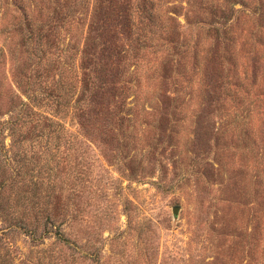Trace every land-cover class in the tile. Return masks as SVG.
Here are the masks:
<instances>
[{"label": "rangeland", "instance_id": "obj_1", "mask_svg": "<svg viewBox=\"0 0 264 264\" xmlns=\"http://www.w3.org/2000/svg\"><path fill=\"white\" fill-rule=\"evenodd\" d=\"M9 3L0 121L24 119L0 127V264H264V0H154L160 45L123 105L102 89L115 58L82 90L86 21L67 57L36 56Z\"/></svg>", "mask_w": 264, "mask_h": 264}, {"label": "trees", "instance_id": "obj_2", "mask_svg": "<svg viewBox=\"0 0 264 264\" xmlns=\"http://www.w3.org/2000/svg\"><path fill=\"white\" fill-rule=\"evenodd\" d=\"M153 2L154 0H11L9 4L19 18L15 15L12 16L14 20L18 19L19 21L15 26L24 27L25 40L27 44L36 46L33 48L34 50L30 49V52L36 56H43L42 54L47 53V50H43V45L48 50L52 47L57 56L67 57V46L62 47L60 42H64L67 37L69 43H72L75 38L73 30L86 21L87 32L83 38L82 49L79 51L82 90L85 91L89 86L91 70L86 72L85 69L94 65L93 70L96 72L98 64L93 61L95 55L99 56V60L104 59L103 57L107 60L115 58L116 67L109 70L110 79L105 82L102 89H107L105 93L114 91L115 93L112 92L111 95L112 98L116 93L118 96L122 95L121 98L124 100L116 103L123 105L126 90H138L142 84L140 70L143 67V53L151 51L153 53L160 45V37L163 32L160 30V20ZM200 7L197 8L204 14L205 9L203 6L201 9ZM88 8H90L89 11H87ZM206 9H209V14L213 18L216 17L213 13H217V17L220 18L218 19L220 26L209 25V30L213 38L219 41L223 48L225 46L223 26L227 21L226 13L223 8L213 7V5ZM116 21L117 25L121 26L122 32L126 34L125 47L116 45L114 42L113 27ZM157 34L158 37L155 38ZM168 34L167 32L165 35ZM211 57L213 60L209 64L213 65L211 68L209 65L206 68L213 69L217 73V65L221 62V56L218 52H213ZM193 64L197 65L196 57L193 59ZM62 65L63 63L60 68L59 66L54 68L58 71V76L64 78ZM206 75L210 82L211 74L207 72ZM211 85L214 88L215 82ZM205 92L209 93L210 91L207 89ZM84 100L82 94V99L80 98L79 101L84 103ZM12 114L11 111L7 121H0V127L5 126V129L12 130L17 121L21 122L24 119L21 116L19 119H15L16 114L15 116Z\"/></svg>", "mask_w": 264, "mask_h": 264}, {"label": "water", "instance_id": "obj_3", "mask_svg": "<svg viewBox=\"0 0 264 264\" xmlns=\"http://www.w3.org/2000/svg\"><path fill=\"white\" fill-rule=\"evenodd\" d=\"M177 211H178V208H173L172 213H173L174 216H176Z\"/></svg>", "mask_w": 264, "mask_h": 264}]
</instances>
